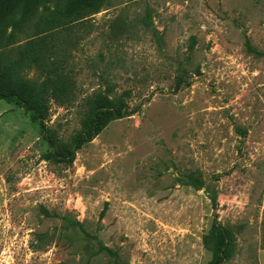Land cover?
<instances>
[{
	"label": "rangeland",
	"instance_id": "1",
	"mask_svg": "<svg viewBox=\"0 0 264 264\" xmlns=\"http://www.w3.org/2000/svg\"><path fill=\"white\" fill-rule=\"evenodd\" d=\"M63 1L33 2L5 61ZM48 35L55 70L25 71L64 85L45 125L0 99V264H207L215 218L224 264H264V0H106ZM101 92L133 114L58 160L46 135L70 142Z\"/></svg>",
	"mask_w": 264,
	"mask_h": 264
},
{
	"label": "trees",
	"instance_id": "2",
	"mask_svg": "<svg viewBox=\"0 0 264 264\" xmlns=\"http://www.w3.org/2000/svg\"><path fill=\"white\" fill-rule=\"evenodd\" d=\"M34 1L0 0V99L18 103L31 112L34 121L45 125L49 110L48 102L50 98L59 97L64 91V85L59 84L61 80L55 82L50 75L38 82L25 74V71L32 65H43L45 68L55 70V62H49L53 65L46 64L54 49L48 33L73 25L99 12L106 0H64L59 6L46 7V12L40 16L37 30L32 36L40 38H31L16 57L5 61L4 50L14 42L18 31L23 29L27 11ZM248 46L254 51L250 43ZM87 102L88 111L82 120V126L72 136L70 142L58 144L54 134L49 132L46 135L54 146L53 156L60 161L73 162L77 150L92 141L111 121L133 114L125 100L119 98L114 101L102 92L89 96ZM45 128L48 130V127ZM183 181L197 189L202 188L205 183L203 177L194 172L187 174ZM203 242L212 254L207 264H224L235 253L236 231L215 218ZM107 249L113 253L110 248Z\"/></svg>",
	"mask_w": 264,
	"mask_h": 264
}]
</instances>
